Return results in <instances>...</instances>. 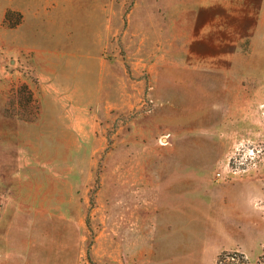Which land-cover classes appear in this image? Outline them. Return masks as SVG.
<instances>
[{
    "label": "rangeland",
    "instance_id": "1",
    "mask_svg": "<svg viewBox=\"0 0 264 264\" xmlns=\"http://www.w3.org/2000/svg\"><path fill=\"white\" fill-rule=\"evenodd\" d=\"M247 6L205 43L196 0H0V250L33 217L48 264H264Z\"/></svg>",
    "mask_w": 264,
    "mask_h": 264
},
{
    "label": "crops",
    "instance_id": "2",
    "mask_svg": "<svg viewBox=\"0 0 264 264\" xmlns=\"http://www.w3.org/2000/svg\"><path fill=\"white\" fill-rule=\"evenodd\" d=\"M197 4H201L203 7L212 8L215 10V12L210 13V17L208 15V24L211 27V31H208L205 35H201L200 38L205 41V43H212L211 40H214V36H217L216 33L218 31H222L218 29V26L224 21V24H228L229 27H232L234 30H240V20L245 19L244 17L246 16V11L248 9L247 5H254V4H260L263 3V0H196ZM226 4H233V5H239L236 8H233L232 11L230 12V7L226 8L224 5ZM242 5V7H240ZM242 12V14H241ZM198 17V12H196ZM243 15V16H242ZM242 18V19H241ZM231 21V22H230ZM233 21V22H232ZM209 28V27H208ZM213 28V31H212ZM245 29V27H244ZM199 31V29H198ZM196 32V36L197 33ZM225 35V34H224ZM223 37V35H221ZM218 43L222 42L220 38L216 39ZM129 203V200H128ZM127 212H129V204ZM32 207V206H31ZM29 212H32L31 210ZM31 216V214H30ZM131 219H133V209L131 211ZM33 218V217H30ZM26 217L25 221H16L17 223L15 224V240L14 242L12 241L11 244L7 245L10 250H12L14 253H9V251L6 253V251L0 250V264H10L11 261H14L12 263L15 264H33L38 263V264H48L47 261L50 259L48 257V252L44 249V247L39 246L37 243H33V240L36 238H40L41 235H44V233H40L38 229V224L39 221L36 220V218L30 219ZM17 220V219H16ZM131 222H127V225L130 230L133 231V220H130ZM47 222V221H44ZM31 224V228H30ZM37 227V230H36ZM45 227V225L43 226ZM22 229V230H21ZM129 233V230H128ZM39 241V240H38ZM40 247V248H39ZM43 248V249H42ZM42 249V251H40ZM4 250H7L6 246ZM52 253L53 250L51 249ZM129 251V249L127 250ZM39 254L42 256L35 257L34 254ZM129 254V253H128ZM128 257V256H127ZM9 261V262H8ZM11 263V264H12Z\"/></svg>",
    "mask_w": 264,
    "mask_h": 264
}]
</instances>
